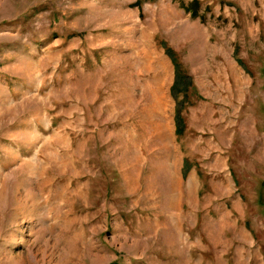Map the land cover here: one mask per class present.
Segmentation results:
<instances>
[{"label": "rangeland", "instance_id": "rangeland-1", "mask_svg": "<svg viewBox=\"0 0 264 264\" xmlns=\"http://www.w3.org/2000/svg\"><path fill=\"white\" fill-rule=\"evenodd\" d=\"M0 264H264V0H0Z\"/></svg>", "mask_w": 264, "mask_h": 264}, {"label": "trees", "instance_id": "trees-1", "mask_svg": "<svg viewBox=\"0 0 264 264\" xmlns=\"http://www.w3.org/2000/svg\"><path fill=\"white\" fill-rule=\"evenodd\" d=\"M178 123L180 124V122L178 121Z\"/></svg>", "mask_w": 264, "mask_h": 264}]
</instances>
